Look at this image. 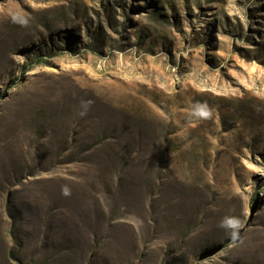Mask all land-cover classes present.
I'll return each mask as SVG.
<instances>
[{
  "label": "rangeland",
  "instance_id": "obj_1",
  "mask_svg": "<svg viewBox=\"0 0 264 264\" xmlns=\"http://www.w3.org/2000/svg\"><path fill=\"white\" fill-rule=\"evenodd\" d=\"M0 264H264V0H0Z\"/></svg>",
  "mask_w": 264,
  "mask_h": 264
},
{
  "label": "clouds",
  "instance_id": "obj_2",
  "mask_svg": "<svg viewBox=\"0 0 264 264\" xmlns=\"http://www.w3.org/2000/svg\"><path fill=\"white\" fill-rule=\"evenodd\" d=\"M82 103L87 106V102ZM85 114L86 111L81 113V115ZM191 114L197 119H210L212 111L206 104H197L193 107ZM62 192L66 196L71 194L67 187L62 189ZM220 226L228 231L230 237L234 241L240 239V230L243 228V222L240 217L226 216L221 221Z\"/></svg>",
  "mask_w": 264,
  "mask_h": 264
}]
</instances>
